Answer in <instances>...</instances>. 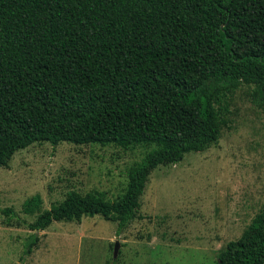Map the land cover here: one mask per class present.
I'll list each match as a JSON object with an SVG mask.
<instances>
[{
  "label": "trees",
  "instance_id": "obj_1",
  "mask_svg": "<svg viewBox=\"0 0 264 264\" xmlns=\"http://www.w3.org/2000/svg\"><path fill=\"white\" fill-rule=\"evenodd\" d=\"M243 86L264 109V0H0V167L41 143L155 147L117 200L69 191L27 223L26 253L54 222L126 231L152 172L217 144ZM216 264H264V204Z\"/></svg>",
  "mask_w": 264,
  "mask_h": 264
},
{
  "label": "rangeland",
  "instance_id": "obj_2",
  "mask_svg": "<svg viewBox=\"0 0 264 264\" xmlns=\"http://www.w3.org/2000/svg\"><path fill=\"white\" fill-rule=\"evenodd\" d=\"M251 89L232 96L217 144L152 172L138 219L120 235L116 222L84 217L38 232L31 255L25 247L36 234L27 223L69 191L117 200L129 170L155 147L41 143L18 151L0 167V264H216L264 204V109L251 104ZM37 195L41 210L27 214L26 201Z\"/></svg>",
  "mask_w": 264,
  "mask_h": 264
},
{
  "label": "water",
  "instance_id": "obj_3",
  "mask_svg": "<svg viewBox=\"0 0 264 264\" xmlns=\"http://www.w3.org/2000/svg\"><path fill=\"white\" fill-rule=\"evenodd\" d=\"M117 251H118V243H116V246H115V255L117 254Z\"/></svg>",
  "mask_w": 264,
  "mask_h": 264
}]
</instances>
